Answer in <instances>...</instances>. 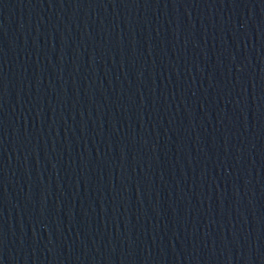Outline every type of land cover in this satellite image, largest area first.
Wrapping results in <instances>:
<instances>
[{
	"label": "water",
	"instance_id": "obj_1",
	"mask_svg": "<svg viewBox=\"0 0 264 264\" xmlns=\"http://www.w3.org/2000/svg\"><path fill=\"white\" fill-rule=\"evenodd\" d=\"M0 264H264V0H0Z\"/></svg>",
	"mask_w": 264,
	"mask_h": 264
}]
</instances>
